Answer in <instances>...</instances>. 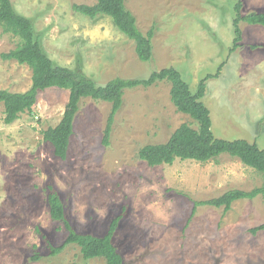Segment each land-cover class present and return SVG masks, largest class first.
<instances>
[{"label":"rangeland","instance_id":"obj_1","mask_svg":"<svg viewBox=\"0 0 264 264\" xmlns=\"http://www.w3.org/2000/svg\"><path fill=\"white\" fill-rule=\"evenodd\" d=\"M242 13L264 11V0H243ZM31 18L45 53L57 65L81 69L97 83L115 77H147L164 67L178 68L196 91L209 74L203 101L211 110L216 136L245 138L264 149V25L241 21V45L233 52L236 0H126L143 32L155 26L154 57L142 61L135 42L108 15L91 18L75 4L96 0H12ZM19 38L0 28V89L23 92L32 69L2 53ZM171 83L128 89L115 115L111 145L103 143L112 103L83 98L74 121L67 159L46 141L49 126L63 116L69 92H41L32 113L5 122L0 103V264H106L85 259L76 244L50 254L68 230L52 218L47 184L64 195L67 214L80 232L104 235L125 201L129 210L114 237L126 264H264V199H238L232 208L195 200L228 189L250 190L263 175L240 159H177L149 166L140 147L162 141L181 124H195L177 110ZM37 257V258H35Z\"/></svg>","mask_w":264,"mask_h":264},{"label":"trees","instance_id":"obj_2","mask_svg":"<svg viewBox=\"0 0 264 264\" xmlns=\"http://www.w3.org/2000/svg\"><path fill=\"white\" fill-rule=\"evenodd\" d=\"M243 0H236L234 20L235 38L231 48L233 52L241 45V21L264 25V11L242 13ZM74 9L91 18L104 14L112 18L115 25L135 42V50L142 61H150L154 57L153 38L155 26L143 32L137 23L136 15L127 8L126 0H96L94 4H75ZM33 20L19 14L12 0H0V28L19 38L16 47L2 53L4 59H15L21 64H27L32 69V84L23 92L0 89V103L4 104L5 122L13 123L20 113H32L38 95L50 87H59L69 92L68 101L63 116L58 124L46 129L45 139L54 149V155L67 159L71 137L74 134V121L80 110L83 98L107 101L112 103L103 143L111 145L115 115L123 108L124 98L128 89L139 86L148 87L157 81L171 83L170 96L177 110L188 114L195 121L181 124L168 138L162 141H152L143 144L138 157L149 166L173 164L177 159H196L199 162L217 160L221 154H229L240 159L245 165L263 175V182L250 190L231 188L219 196L203 200H195L192 216L201 205L224 206L228 211L238 199H254L261 196L264 199V149L256 142L245 138L227 139L215 135L212 125L211 110L203 101L207 80L218 74H209L203 78L196 91H192L188 81L181 71L174 67H164L152 71L147 77L124 78L115 77L105 84L97 83L81 69L57 65L45 53L38 36L35 34ZM47 201L52 218L64 223L68 235L59 245L48 243L50 254L61 253L69 244H76L85 259L104 258L106 264H126L124 256L114 237L121 221L129 210V204L122 202L121 210L114 214L108 231L97 235L92 231L80 232L72 224L67 214V204L64 195L53 184H47ZM264 229V223L251 229L253 233ZM37 258V257H35Z\"/></svg>","mask_w":264,"mask_h":264},{"label":"crops","instance_id":"obj_3","mask_svg":"<svg viewBox=\"0 0 264 264\" xmlns=\"http://www.w3.org/2000/svg\"><path fill=\"white\" fill-rule=\"evenodd\" d=\"M193 160H195V161H197V162H199L198 160H196V159H193ZM165 164V163H164ZM161 165H163V164H161ZM169 165V164H168ZM158 166H160V165H158Z\"/></svg>","mask_w":264,"mask_h":264}]
</instances>
